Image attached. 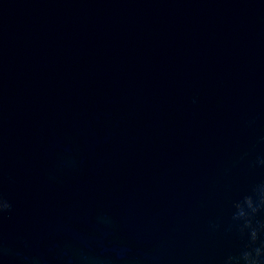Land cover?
Here are the masks:
<instances>
[{"label": "water", "instance_id": "water-1", "mask_svg": "<svg viewBox=\"0 0 264 264\" xmlns=\"http://www.w3.org/2000/svg\"><path fill=\"white\" fill-rule=\"evenodd\" d=\"M261 137L264 0H0V264H224Z\"/></svg>", "mask_w": 264, "mask_h": 264}, {"label": "clouds", "instance_id": "clouds-1", "mask_svg": "<svg viewBox=\"0 0 264 264\" xmlns=\"http://www.w3.org/2000/svg\"><path fill=\"white\" fill-rule=\"evenodd\" d=\"M195 99L193 103H195ZM254 123L250 122L249 126ZM264 142V137H261ZM253 167L264 168V154L257 156ZM12 204L0 196V215L10 212ZM264 214V182L257 183L251 195H245L234 203L231 216L232 224L229 231H235L247 244L238 255H229L224 264H264V220L259 217ZM212 230H219V223L210 225Z\"/></svg>", "mask_w": 264, "mask_h": 264}]
</instances>
